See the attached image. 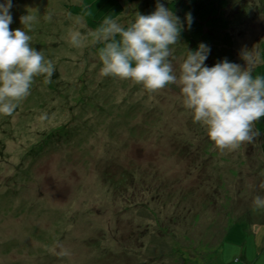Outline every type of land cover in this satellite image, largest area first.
<instances>
[{
	"label": "rangeland",
	"instance_id": "obj_1",
	"mask_svg": "<svg viewBox=\"0 0 264 264\" xmlns=\"http://www.w3.org/2000/svg\"><path fill=\"white\" fill-rule=\"evenodd\" d=\"M168 1L124 4L115 20L122 26ZM69 2L80 0H12L10 30L35 16L24 30L56 71L51 83L36 76L13 115H0V264H264V209H253L264 198L260 135L221 153L178 83L148 93L102 77L93 31ZM230 3L235 64L246 68L247 52L253 68L264 0ZM171 48L179 76L186 48L180 40ZM58 243L69 256L55 254Z\"/></svg>",
	"mask_w": 264,
	"mask_h": 264
},
{
	"label": "clouds",
	"instance_id": "obj_2",
	"mask_svg": "<svg viewBox=\"0 0 264 264\" xmlns=\"http://www.w3.org/2000/svg\"><path fill=\"white\" fill-rule=\"evenodd\" d=\"M84 16L90 15L83 0L80 5ZM12 0L0 4V115L12 116L20 101L30 95L36 76L43 75L51 83L54 63L46 60L41 51L31 47L32 30L36 17H20L23 28L10 30ZM51 21L52 14L44 16ZM190 28L192 16L186 14ZM183 24L164 4L157 3L149 15H136L135 22L126 28L114 18L105 17L92 35L99 48L102 77L130 80L142 85L148 93H155L171 84H179L183 106L192 113L193 122L200 123L215 147L224 153L232 152L242 144H251L260 135L255 125L264 117V76L253 77V55L245 52L242 58L247 67L230 63L227 59L212 67L205 65L210 48L201 43L196 51L187 50L186 59L179 66V76L170 58L172 45L179 42ZM119 37V38H117ZM80 32H73L70 43L82 46ZM44 114L41 119H46ZM264 189V183L260 184ZM253 209H264V198L256 196ZM55 254L70 255L62 244Z\"/></svg>",
	"mask_w": 264,
	"mask_h": 264
},
{
	"label": "trees",
	"instance_id": "obj_3",
	"mask_svg": "<svg viewBox=\"0 0 264 264\" xmlns=\"http://www.w3.org/2000/svg\"><path fill=\"white\" fill-rule=\"evenodd\" d=\"M139 0H83L88 6L90 15L84 16L82 13V0L78 3L69 2L64 5L70 15L81 17L86 27L94 31L100 26L105 17L116 19L124 8V4H131ZM168 8L180 18L183 29L179 40L187 50L196 51L198 45L206 44L210 48L205 65L214 66L216 63L227 59L230 63H235L232 51L233 39L229 31L231 13L237 12V7L231 6L230 0H170ZM264 10V8H263ZM153 12L151 8H146L140 14L149 15ZM192 16V23L189 28L186 14ZM132 21L123 24L129 26ZM119 38V37H117ZM102 45L96 44V50ZM252 75L264 76V42L261 43L260 61L252 68ZM260 133V151L264 156V117L255 125Z\"/></svg>",
	"mask_w": 264,
	"mask_h": 264
},
{
	"label": "bare ground",
	"instance_id": "obj_4",
	"mask_svg": "<svg viewBox=\"0 0 264 264\" xmlns=\"http://www.w3.org/2000/svg\"><path fill=\"white\" fill-rule=\"evenodd\" d=\"M245 39L249 40L248 38H246V37H243V38L241 39V41H245Z\"/></svg>",
	"mask_w": 264,
	"mask_h": 264
}]
</instances>
